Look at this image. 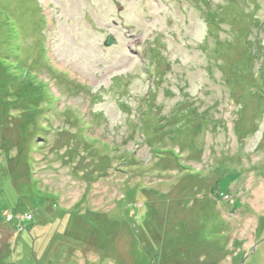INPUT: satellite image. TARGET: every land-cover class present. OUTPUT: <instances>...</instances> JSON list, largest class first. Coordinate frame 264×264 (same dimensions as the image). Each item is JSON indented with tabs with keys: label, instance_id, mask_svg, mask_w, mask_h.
<instances>
[{
	"label": "rangeland",
	"instance_id": "374dc122",
	"mask_svg": "<svg viewBox=\"0 0 264 264\" xmlns=\"http://www.w3.org/2000/svg\"><path fill=\"white\" fill-rule=\"evenodd\" d=\"M261 70L264 0H0V264H264Z\"/></svg>",
	"mask_w": 264,
	"mask_h": 264
},
{
	"label": "trees",
	"instance_id": "16d2710c",
	"mask_svg": "<svg viewBox=\"0 0 264 264\" xmlns=\"http://www.w3.org/2000/svg\"><path fill=\"white\" fill-rule=\"evenodd\" d=\"M8 15V22H9V25H10V29H11V31L14 33V32H16V30H17V26H16V23H15V21H14V19L13 18H9L10 17V15L9 14H7ZM18 43V45H19V42H17ZM255 54L256 55H259V51L256 49L255 50ZM12 68H17V66L15 65V64H13V65H10ZM18 68H20V67H18ZM29 71L28 70H26V74L28 73ZM261 73H262V75H263V73H264V71L263 70H261ZM35 75V74H34ZM25 76V75H24ZM25 77H27V76H25ZM40 83H41V86L43 87V86H46V87H48V88H50V86H49V84L47 83V82H44L43 80H40ZM202 120H203V118H202ZM162 151H161V150ZM160 149H157V148H155L154 150H156V152L157 153H159L158 155H157V157H159V158H163V156L162 155H160V152H164V150H165V152L166 153H169L170 154V156H171V158L175 161H177V162H179L180 164H182L181 163V157L179 156L180 154H179V152L178 151H176V150H173V149H169V151L167 150L168 148H164V149H162V148H160ZM113 150V149H112ZM220 167V166H219ZM201 171H197V170H195V174L194 175H196V176H200L199 175V173H200ZM213 172V171H212ZM218 186H220V180H218V183L216 184V186L214 187V189H213V193H215L216 192V189H217V187ZM34 192V191H33ZM1 194H3V193H1ZM0 194V195H1ZM17 195H18V193H16ZM34 195H35V193H34ZM214 196V195H213ZM216 197V196H215ZM1 198V197H0ZM41 200L42 201H40V199L38 200V201H36L35 203H33V204H36V207H35V205H31V208H29V209H31L32 211H33V213H34V215L36 214V217L37 216H43L44 217V220H46V221H48L49 219H50V216H57V217H60V218H62V216L63 215H67V211L65 210V209H63L64 210V212L62 211V212H58L59 210H58V208H57V196H55V195H51V196H47V195H42L41 196ZM219 200H222L221 198L219 199ZM48 201V202H47ZM39 202H43V203H41V205L40 206H38V203ZM18 203V202H17ZM20 205H22V206H24V208L26 209V203H20ZM20 205H18L17 204V206H18V208L20 207ZM53 206V209H52V211L50 212H46V214L44 215V211L43 210H45L46 208H48L49 209V207H52ZM18 208H16V210H15V208H13L14 209V211L15 212H18ZM65 213V214H64ZM200 213H202V214H204V215H206L203 211H201ZM209 213V212H208ZM95 215V214H94ZM18 217V216H17ZM19 218V217H18ZM34 221H35V223L37 224V220H36V218L34 217ZM82 221V220H81ZM70 226V227H69ZM215 226V224H213L212 222L210 223H208L207 225H205L204 227H214ZM209 230H210V228H209ZM208 230V231H209ZM80 232H83L84 233V231L82 230V228L81 227H76V224H75V222H74V220H72V222L70 221V225H68V227H65V231H64V233H62V234H60V233H57L56 235H55V240L54 241H56V240H61V241H65L64 240V238H76V235H80L81 233ZM196 235V237L197 238H202L201 236L203 235V238L204 239H208L209 240V238H205V234H203V231H202V233H201V231H199V232H196L195 233V231H194V236ZM209 235H210V233H208V237H209ZM65 244V243H64ZM174 247V246H173ZM165 249L167 248V247H164ZM66 250H60V252H57V253H55L54 254V256H55V258H53L54 259V261H51V260H46L47 258H48V256H47V254L48 253H46L43 257H41V258H39L38 256H36V257H33V263L32 264H56L58 261H59V256H60V254H62V253H64ZM26 264H28V263H26Z\"/></svg>",
	"mask_w": 264,
	"mask_h": 264
},
{
	"label": "water",
	"instance_id": "95a60500",
	"mask_svg": "<svg viewBox=\"0 0 264 264\" xmlns=\"http://www.w3.org/2000/svg\"><path fill=\"white\" fill-rule=\"evenodd\" d=\"M116 42V40L113 38V36L112 35H109L108 37H107V40L105 41V45H111V44H113V43H115Z\"/></svg>",
	"mask_w": 264,
	"mask_h": 264
},
{
	"label": "built area",
	"instance_id": "2783aa9c",
	"mask_svg": "<svg viewBox=\"0 0 264 264\" xmlns=\"http://www.w3.org/2000/svg\"><path fill=\"white\" fill-rule=\"evenodd\" d=\"M29 218H31V215H29Z\"/></svg>",
	"mask_w": 264,
	"mask_h": 264
}]
</instances>
